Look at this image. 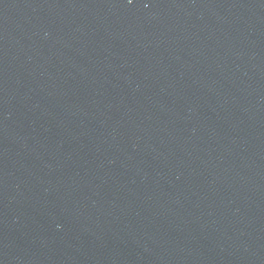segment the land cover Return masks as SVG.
Returning <instances> with one entry per match:
<instances>
[{"label":"water","instance_id":"95a60500","mask_svg":"<svg viewBox=\"0 0 264 264\" xmlns=\"http://www.w3.org/2000/svg\"><path fill=\"white\" fill-rule=\"evenodd\" d=\"M0 264H264V0H0Z\"/></svg>","mask_w":264,"mask_h":264}]
</instances>
